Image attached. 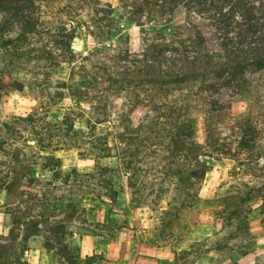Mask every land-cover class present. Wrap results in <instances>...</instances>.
<instances>
[{
    "label": "rangeland",
    "instance_id": "374dc122",
    "mask_svg": "<svg viewBox=\"0 0 264 264\" xmlns=\"http://www.w3.org/2000/svg\"><path fill=\"white\" fill-rule=\"evenodd\" d=\"M255 56L264 0H0V264L48 240L79 256L76 228L118 255L147 243L172 264H264ZM15 169L27 226L11 228Z\"/></svg>",
    "mask_w": 264,
    "mask_h": 264
},
{
    "label": "crops",
    "instance_id": "0c3cea01",
    "mask_svg": "<svg viewBox=\"0 0 264 264\" xmlns=\"http://www.w3.org/2000/svg\"><path fill=\"white\" fill-rule=\"evenodd\" d=\"M125 203L124 199L123 204ZM101 222L104 223V221ZM8 235L9 231L6 236ZM68 235L67 243L69 246L76 248L80 258L103 254L102 258L97 260L95 264H172V258L165 249L161 256L159 252L155 251V247H151L147 243L138 245L139 243L137 244L136 242L139 241H136L134 237L131 241L137 244L138 250L129 256L127 254L118 255V253L113 251L117 245L116 240H107L97 235H88L82 233L79 228L71 231ZM19 258H21V262L26 264H61L59 254L55 250H47L44 247L39 250H24Z\"/></svg>",
    "mask_w": 264,
    "mask_h": 264
},
{
    "label": "trees",
    "instance_id": "16d2710c",
    "mask_svg": "<svg viewBox=\"0 0 264 264\" xmlns=\"http://www.w3.org/2000/svg\"><path fill=\"white\" fill-rule=\"evenodd\" d=\"M249 64H251L252 66L253 65L264 66V60H263V58L255 56L249 61ZM193 76H195V75L193 74ZM185 77H187V76L185 75V76H182L181 78H185ZM20 168L21 167H19V169ZM13 173H14V176L10 177L11 179H10L9 183L7 185H5V189H7L8 193H9V206L12 207V209H11V228L16 226V225H26V222H23V219L19 216L20 213H16L17 211H15L16 210V205L14 206V204H15L14 203V198H17V195L15 193H16L18 187H19V184L17 183L18 177H19V173L16 171V169H15V171L13 170ZM193 176H194V174H193ZM190 177H192V176L190 175ZM67 180L68 181H64L63 185H67L69 183V179L68 178H67ZM178 183L182 184L183 183V179L179 178L178 179ZM23 186H25V188L28 189V188H31V187H34V186L39 187L40 184L38 182H36L34 178H32L31 181L23 182ZM43 187L46 188V189H49V188L50 189H54L55 188L54 186L52 187L51 183L50 184L49 183L45 184ZM133 191L136 192L135 190H133ZM50 192H48V193L46 192V194L49 195ZM191 197H192L193 200H195V201L197 200V195L194 194ZM58 198H62V197H58ZM58 198L56 200H60ZM141 204L144 205V202H142V203L138 202L136 205H137V207H141ZM174 206L176 207V209H179V208H182V207H186V206L191 207V203L189 204L186 199H183L179 203L175 201L174 203L169 204L167 209L160 210L161 215L163 217H165V218L171 217V215H172L171 211H172V209H175V208H173ZM52 218H54V217H52ZM52 218L50 216V219H52ZM45 224H47V220L46 219H41L39 224L33 225V228L37 229V227L45 225ZM161 224H163V222ZM164 224L167 225L168 222H165ZM48 225H49V223L47 224V226ZM49 227H50L49 228V233L51 235L52 234L57 235L59 233L60 235L59 234L58 235L60 236V239L63 240L65 238L66 235L62 234L63 230L65 229L63 226L55 223V224L50 225ZM11 241H12V239L9 240L8 242H11ZM48 242H50V243L52 242L53 243L54 241H52V240L49 241L48 240L47 242H45L44 248L47 249V250H55L59 254L60 258H61V264H83L84 261H88V260L92 259V257L91 258L90 257H86L84 259H81L77 255L75 257L73 256V257H69L68 259H66L65 256L60 252L59 246H61V244L60 245L49 246ZM63 248H64L65 251L68 250L66 247H63ZM3 251H4V247H0V253H2ZM1 256H2V254H1ZM20 264H26V263L21 262Z\"/></svg>",
    "mask_w": 264,
    "mask_h": 264
}]
</instances>
